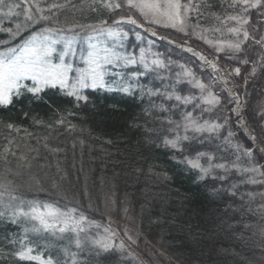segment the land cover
Returning a JSON list of instances; mask_svg holds the SVG:
<instances>
[{
    "label": "snow or ice",
    "instance_id": "1",
    "mask_svg": "<svg viewBox=\"0 0 264 264\" xmlns=\"http://www.w3.org/2000/svg\"><path fill=\"white\" fill-rule=\"evenodd\" d=\"M212 7L195 0H83L79 5L72 0H0V33L9 35L8 39H0V110L20 104L22 117L27 120L32 105L42 104L53 112L55 125H64L62 112L74 116L84 111L97 90L119 94L137 106L147 101L144 115L154 117L151 126L146 120L143 128L148 144L171 150L172 159L194 172L197 182H205L214 201L223 205L216 210L223 217L219 226L230 229L234 225L228 221L245 209L243 205L233 207L235 199L224 203L221 193L236 198L241 184L262 182L254 177H264V149L257 151L254 145L259 138L250 133L247 138L253 147L237 142L230 117L216 116L221 99L213 84L219 82L216 76L221 70L200 52L187 47L183 51L210 65L212 83L197 78L186 63L175 71L171 52H151L156 42L151 39L147 49L139 48V55L120 51L129 36L121 26L143 28L147 23L195 36L214 47L216 53H225L227 61L252 63V74L257 67L264 70V34L248 27L253 10L264 17V0H231L227 4L231 11L226 10L223 15L211 12ZM68 9H79L82 14L87 9L119 18L111 23L101 19L98 24H69L65 18L61 24L60 16ZM206 16L214 18L216 26L203 27L201 20ZM4 21H15V25L5 28ZM208 33H218L221 38L209 39ZM150 36L167 39L158 36L156 30ZM135 39H142L139 31L135 32ZM167 42L174 43L170 39ZM78 43L85 47L78 49ZM232 74L239 76L241 68L235 67ZM235 99L237 107L231 113L239 115V100ZM62 104L71 105L72 110L62 109ZM32 119L37 125L43 124L37 117ZM5 124L10 131H21L12 122ZM13 143L9 140V146L0 153L5 165L11 164L9 156L17 157ZM36 158L20 155L17 169L30 170L31 161ZM233 174L241 178L238 183L217 187L218 182L225 185ZM22 175L23 171H13L10 166L0 171V223L17 229L3 237L6 248L0 250V259L15 257L35 264H105L113 253L123 250L124 242H115L118 234L111 224L103 227L77 207H61L58 201L28 198L22 191L24 186L10 178ZM124 235L135 243L126 231ZM37 246L47 255L33 254Z\"/></svg>",
    "mask_w": 264,
    "mask_h": 264
},
{
    "label": "trees",
    "instance_id": "2",
    "mask_svg": "<svg viewBox=\"0 0 264 264\" xmlns=\"http://www.w3.org/2000/svg\"><path fill=\"white\" fill-rule=\"evenodd\" d=\"M45 2L63 3L64 0H45ZM72 2L79 5L83 0H72ZM195 2H199L202 6L211 4L213 7L210 11L216 14L223 15L226 10L231 11L227 9V4L231 0H195ZM65 18L69 24H98L101 19H109L111 23L119 16L112 15L109 18L108 13L94 14L86 9L82 14L79 9H68L60 16L61 24ZM201 23L215 25L216 21L206 16ZM14 25L15 21L12 24L8 21L3 23L5 28L14 27ZM248 27L250 31L263 33L264 19L258 15L256 10L250 13ZM125 29L129 33L125 41L126 51L139 55V48H147L146 42L151 38L135 27L126 26ZM137 31L141 33V41L135 39ZM178 37L180 41L187 39L193 47L205 54H215L202 41L187 36ZM8 38L7 33H0V39ZM154 41L156 42L151 51L171 52L175 71L180 70L181 63H186L197 78L210 83V76L199 69L198 62L194 58L163 41ZM216 55L223 67L231 71L237 66L241 68L239 76L233 74L238 84H242L244 78L252 70V63L238 64L236 61H227L225 53ZM255 59L256 57L253 56V60ZM261 89V82L252 85L246 118L251 120L254 129L264 138L262 134L264 126L255 108L262 95ZM214 90L221 99V104L216 109V116L222 119L230 117V127L236 132L235 140L246 147H253L250 141L242 135L230 106H227L229 103L227 94L219 89L214 88ZM90 99L92 102L88 108L77 112L74 116H68L67 111L62 112L65 118L64 125H55L56 117L53 116V112L42 104L32 105L30 118L27 120L22 117L20 104L12 109L0 110V153H3L4 148L9 146V140L14 142L11 147L17 150V157H8L11 161L10 165H5L0 160V171H3L6 166H10L13 171H23L22 176L10 178L24 186L22 191L28 198L35 197L48 202L58 201L61 207H77L99 223H102L104 218L98 211L97 205L108 189L113 188L119 197L128 200L135 211L144 210L147 217L152 218L155 225L166 233L164 236L167 242V253L181 264L221 262L225 264H263L259 256L264 253V244L257 233L262 219L256 209V202L253 200L254 193L262 190L260 185H240L236 198H229L221 193L224 203L235 199L233 207L243 205L245 211L235 213L236 218L228 221L234 227L230 229L226 226L220 227L223 217L218 215L216 210L222 208L223 205L214 201L205 187V182H197L194 172L172 159L171 150L148 144L143 128L146 120L151 126L154 117L144 115L143 110L148 107L147 101L137 106L119 94L104 90L95 91ZM61 108L72 110L69 104H62ZM23 110L27 111L28 108L24 107ZM32 117L41 119L43 124H35ZM5 122L16 124L21 131L17 133L14 130H8ZM49 124L54 126L50 128ZM69 125H72L71 129ZM135 125L140 127L137 128ZM52 149H59V151H52ZM22 154L30 158L37 157L31 161L30 170L17 169L18 157ZM44 162H50L53 165L48 167L43 164ZM52 171L56 175V180L50 182L48 180ZM238 180L239 177L233 174L225 185H220L218 182L217 187H227L233 182L238 183ZM242 194L243 199H240ZM245 225L248 226L245 227ZM15 231L17 229L11 225L0 223V250L6 248L3 242L5 234ZM33 254L46 256L47 252L41 246H37ZM144 260L149 262L146 257ZM0 264H35V262L19 261L11 257L0 259ZM105 264H124V262L118 254L113 253Z\"/></svg>",
    "mask_w": 264,
    "mask_h": 264
},
{
    "label": "rangeland",
    "instance_id": "3",
    "mask_svg": "<svg viewBox=\"0 0 264 264\" xmlns=\"http://www.w3.org/2000/svg\"><path fill=\"white\" fill-rule=\"evenodd\" d=\"M194 15V14H193ZM118 19V18H117ZM141 23H144L141 20ZM203 27L210 28L215 25H206L203 24ZM126 26H131L135 27L132 25H122V29L126 31L125 27ZM137 29H143L145 33L150 35L151 31L156 30L158 36H164L167 37L166 41L168 39L174 41L172 45L174 46H179L178 48L180 50H183L184 48L191 47L193 46L190 44V42L185 39L184 42L180 41V38L178 36L186 37L183 35V33H178L175 32L172 29H163V28H158L155 25L149 26L147 23H144L143 28H137ZM128 32V31H127ZM129 34V33H128ZM208 38L215 40L218 38H221L218 33L213 34V33H208ZM190 38H195V36H187ZM156 39L155 37H152ZM142 40V39H141ZM140 40V41H141ZM187 40V44L185 41ZM199 41L203 40L197 39ZM148 46V41L146 42ZM209 46L208 44H206ZM78 49H81L85 47L83 43H78L77 45ZM210 47V46H209ZM215 54H220L216 53L214 47H210ZM147 49V48H145ZM120 51H126L125 49V42L123 47L120 49ZM153 52V51H151ZM207 58L210 57H215V55L212 54H207ZM221 77L222 82L224 83L225 79L228 80L229 73L225 72V77L221 73L216 76ZM230 82L231 79H230ZM235 80V84H236ZM256 82H261L262 83V91H261V96L259 100L256 103V114L257 116L261 119V123L264 126V70L260 69L257 67L255 74H252V71L249 76H247V89L245 92H242V84L238 87L233 83V85H229V88L232 92L234 90L237 91L239 88L240 94H238L239 98L237 95H235V98H238L239 100V115L234 114L238 119L236 122L240 125L243 134L248 137V134H252L253 136H256L259 138L258 143L255 144L256 147H258V150L264 149V138L260 136V133L254 129L253 124L251 120H248L246 118V111H248L247 103H248V96L251 91V87L253 84ZM234 98V101H230L227 106H231V108L237 107L236 99ZM246 104V106H245ZM248 139V138H247ZM251 143L252 141L248 139ZM44 165L51 167L53 164H50V162H44ZM35 167V164H33ZM50 179L48 181L53 182L56 180V175L52 171L50 173ZM60 178V177H59ZM58 178V179H59ZM255 179L262 181L261 183L257 184H250L252 186H258L260 185L262 187V190L255 192V198L253 199L256 204V209L259 212V216L262 220H260L261 224L260 227H258V235L259 238L262 239V242L264 244V177L259 176L258 174L254 177ZM61 179V178H60ZM240 177L238 182L240 181ZM243 185V184H241ZM56 189V187H55ZM41 192H44L40 190ZM98 211L102 214L104 221L100 223L103 227L109 226L111 224V228L113 231H115L118 235L116 237V243L119 244L121 241L124 242V248L123 250H117L115 254H118L121 258V261L124 262V264H181L177 259L172 257L170 254H168V249H167V242L165 241V232H163L161 229H159L156 225L155 222L152 218L147 217L146 212L143 211H135L132 206L129 204L128 200L124 197H119L113 188L110 187L108 189L107 193L103 195L101 198L100 203L97 205ZM103 227L99 230L100 232H103ZM93 231H97L96 229H93ZM125 231L132 237V240L135 241V243H132L128 239L127 236L124 235ZM262 242H260L262 244ZM262 244V245H263ZM221 254V253H219ZM263 255V256H262ZM144 257L148 259V263L144 260ZM261 257V261H263L264 264V253L259 256ZM210 264V263H209ZM217 264H225L224 262L217 263Z\"/></svg>",
    "mask_w": 264,
    "mask_h": 264
}]
</instances>
